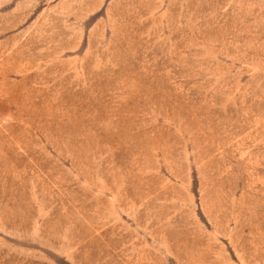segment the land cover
I'll list each match as a JSON object with an SVG mask.
<instances>
[{
    "label": "rangeland",
    "instance_id": "374dc122",
    "mask_svg": "<svg viewBox=\"0 0 264 264\" xmlns=\"http://www.w3.org/2000/svg\"><path fill=\"white\" fill-rule=\"evenodd\" d=\"M0 264H264V0H0Z\"/></svg>",
    "mask_w": 264,
    "mask_h": 264
}]
</instances>
